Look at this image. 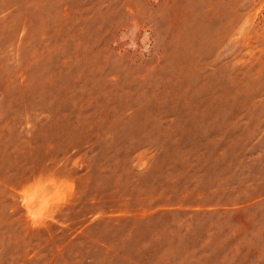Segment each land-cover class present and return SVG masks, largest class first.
Segmentation results:
<instances>
[{
    "label": "rangeland",
    "instance_id": "1",
    "mask_svg": "<svg viewBox=\"0 0 264 264\" xmlns=\"http://www.w3.org/2000/svg\"><path fill=\"white\" fill-rule=\"evenodd\" d=\"M0 264H264V0H0Z\"/></svg>",
    "mask_w": 264,
    "mask_h": 264
}]
</instances>
